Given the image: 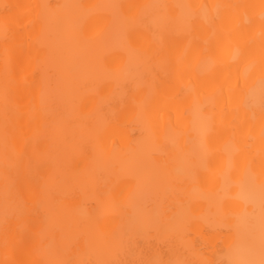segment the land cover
Masks as SVG:
<instances>
[{
  "label": "bare ground",
  "instance_id": "bare-ground-1",
  "mask_svg": "<svg viewBox=\"0 0 264 264\" xmlns=\"http://www.w3.org/2000/svg\"><path fill=\"white\" fill-rule=\"evenodd\" d=\"M0 264H264V0H0Z\"/></svg>",
  "mask_w": 264,
  "mask_h": 264
}]
</instances>
